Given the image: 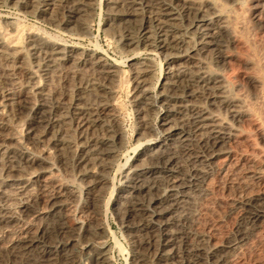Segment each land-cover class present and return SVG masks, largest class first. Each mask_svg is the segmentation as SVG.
Here are the masks:
<instances>
[{"label": "bare ground", "instance_id": "obj_1", "mask_svg": "<svg viewBox=\"0 0 264 264\" xmlns=\"http://www.w3.org/2000/svg\"><path fill=\"white\" fill-rule=\"evenodd\" d=\"M9 4L120 56L0 20V264H264V0Z\"/></svg>", "mask_w": 264, "mask_h": 264}, {"label": "rangeland", "instance_id": "obj_2", "mask_svg": "<svg viewBox=\"0 0 264 264\" xmlns=\"http://www.w3.org/2000/svg\"><path fill=\"white\" fill-rule=\"evenodd\" d=\"M9 0H4L2 3H0V20H2L3 18H9V19H13L15 21L18 22L20 28L23 31L29 30V29H36V27H41L44 28L45 30H47L48 32H50L51 34L56 36V39L58 41L61 42H66L68 44H82L81 46L85 47V48H91L93 47V43L96 40L97 42H99V44L102 46V48L104 50L107 51L108 56H109V61H111V58H118L120 55L118 54L116 48L114 46H112L111 44H109L106 40V38L103 35H98L97 34V27H98V23L100 20H97L99 18H95L94 22L91 25V32L93 33V37L92 38H78V36L76 35H68L65 34L62 30L56 29L54 27H51L49 25H47L45 22L37 19L34 15L32 14H23L21 11H19L15 6H12L11 4H9ZM22 15V16H21ZM23 19H22V18ZM26 19H25V18ZM20 19V20H19ZM35 24V25H34ZM29 26V27H28ZM64 33V34H63ZM95 34V35H94ZM97 34V35H96ZM67 35V36H66ZM75 36V37H74ZM96 38V39H95ZM88 39V40H87ZM99 39V40H98ZM77 42V43H74ZM141 56H145L144 54H142ZM111 57V58H110ZM155 60L157 61V68L160 70L164 67V60H159L158 58ZM161 64V65H160ZM126 69V68H124ZM158 70H157V75H158ZM153 85H156V78L154 79ZM122 99H123V104H124V110L121 116V120L124 122V127H125V132H126V147H127V157L129 156H133L134 152L132 150L133 147V125H134V121H133V116L130 113V105L127 101L126 96L123 94L122 95ZM122 122V123H123ZM126 156H123L120 160L121 162H124ZM117 180V179H116ZM117 182V181H116ZM109 221H110V225L111 228L114 232V236L115 237H120V230H119V226L117 223H115V221L109 217ZM111 240H113V235H109L108 237V242H112ZM121 253V254H120ZM125 251L124 252H118L116 249L113 250V260H114V264H125Z\"/></svg>", "mask_w": 264, "mask_h": 264}]
</instances>
